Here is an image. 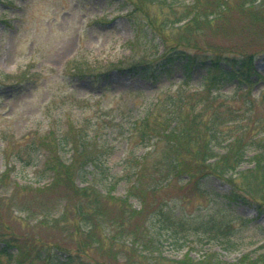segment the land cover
<instances>
[{"label": "rangeland", "instance_id": "1", "mask_svg": "<svg viewBox=\"0 0 264 264\" xmlns=\"http://www.w3.org/2000/svg\"><path fill=\"white\" fill-rule=\"evenodd\" d=\"M177 1L180 2L177 9L183 11L184 2L194 0ZM194 2L196 13L174 25L197 21L190 26H203L202 29L177 32L170 26L165 32L167 40L184 36L192 53L197 48H224L239 55L254 53L255 67L264 75V53H259L264 49V32L254 28L249 14L253 9L244 12L238 7L243 1L233 0L226 5L222 17L207 18V11L215 1ZM128 9L122 0H0V74L11 78L0 86V235L17 238L33 254L45 243L75 247L79 242L89 241L90 229L75 214L76 186L89 185L96 186L92 192L102 193L107 205L104 226L99 224L90 230L98 242H90L86 247L103 264L180 261L187 253L195 260L213 256L215 264H235L243 255L253 258L264 255V216H259L255 208L226 199L224 195L230 192V187L217 178L206 180L204 187L173 181L158 193L147 194L143 205L132 197L129 208L136 213L123 229L113 225L120 223L118 199L129 190L127 181L121 179L115 185L110 182L113 175H120V160L126 148L118 132L120 126L137 118L139 107L157 90L171 89L183 79L181 71L174 73V83L166 79L152 82L117 72L118 67L133 60H152L164 53L158 34L150 32L145 36L141 32L136 38L134 28L136 20H145L152 22L158 31L165 19L159 8L150 6L130 16ZM258 9L264 14V7ZM168 12L169 9L164 11V15L169 16ZM76 65L84 66L83 71L92 74L111 71L105 82L97 84L75 75ZM199 76L198 72L193 75L191 87L199 85ZM262 86H256L254 92L259 93ZM49 134L52 140L46 141L44 138ZM62 135L70 138V146L60 148L62 161L74 168L84 164L75 183V177L65 182L43 172L48 170L47 162L55 164L57 148L50 144ZM80 141L101 149L97 152L103 156L107 182L104 174L96 172L93 163L86 162L75 150ZM143 152L144 149H139L137 155ZM93 199L97 198L92 196L87 202ZM162 201L173 208V215L183 216V222L191 224V219L197 216L212 218L218 226L222 225L221 232L184 229L173 236L163 227L154 237L157 240L154 246L147 245L149 251L140 245L133 246L131 233L140 228L137 234L142 236L145 222L147 226L151 224L153 203ZM109 215L111 218L107 219ZM153 233L149 228L146 235L151 238ZM2 259L4 264H13Z\"/></svg>", "mask_w": 264, "mask_h": 264}, {"label": "trees", "instance_id": "2", "mask_svg": "<svg viewBox=\"0 0 264 264\" xmlns=\"http://www.w3.org/2000/svg\"><path fill=\"white\" fill-rule=\"evenodd\" d=\"M122 1L125 7H129V16L136 14L134 12L138 10L145 11L150 6L159 8L161 17L165 19L158 31H155L152 22L145 20L142 22L136 20L134 28L136 38L141 32L146 33L145 36L150 32L158 34L164 45V53L152 60H133L128 65L118 67L117 72L140 76L152 82L166 79L174 83V73L181 71L183 79L171 89L157 90L150 100L139 107L137 118L124 127L120 126L118 132L121 134V140L126 142V148L120 160L122 166L120 175H113L110 182L115 185L119 181H127L129 190L125 197L118 199L117 221L120 223L114 222L113 225L123 229L125 223L136 213L135 209L129 208V200L132 197L138 199L140 204H144L143 198L147 194L158 193L160 189L176 180L204 187L206 180L217 178L230 187V192L224 195L226 199L255 208L259 216H264V75L255 67V54L239 55L224 48L207 50L197 48V51L192 53L190 51L192 48L184 36L175 41L167 40L168 35L165 32L170 26H174L172 29L177 32L181 30L191 33L193 29H202L203 26L201 28L190 26L191 22L198 23L197 21H187L179 27L174 25L190 19L192 14L196 13L195 0L191 3L184 2L183 11L177 9L180 5L177 0ZM214 1L212 8L207 11V18L212 15L222 17L226 5L233 0ZM242 1L238 7L244 12H252L253 9L254 12L249 14L254 20V28L264 32V14L260 12L262 9H258L264 7V1ZM167 9L170 11L169 16L164 15ZM259 53H264V49ZM83 69L85 71L84 66L73 67L75 75L89 78L97 84L105 82L111 71L106 69L101 73L92 74L84 72ZM196 72L200 75L199 85L191 87L189 82ZM9 79L11 80L8 76L0 74V86L6 85ZM258 85L263 86L259 93H255L254 88ZM112 125L111 122L108 129L111 130ZM68 138L62 135L53 139L50 146L57 148L55 164L47 162L48 170L43 172L51 173L54 178L65 182H71L75 177V183L84 164L74 168L73 165L62 161L59 155L60 148L70 146ZM44 139L51 141L52 137L49 134ZM99 143L100 139L97 144ZM86 145L89 144L80 141L75 150L86 162L89 160V164L93 163L96 172L104 174L103 178L107 182V168L103 165L102 154L97 152L101 149L97 146L96 150ZM71 148L74 150L72 145ZM139 149H144V152L137 155ZM245 164L248 166L243 168ZM45 173H42V178H45ZM95 187L76 186L78 202L75 214L81 218V223L86 225L85 228L90 230L99 224L103 227L107 216L105 210L107 205L103 203L101 191L96 188L101 195L92 192ZM92 196L97 199H93L91 203L87 202ZM99 198L102 201H99ZM150 212L151 224L147 226L145 222V227L140 232L142 236L138 237L137 234L140 228L134 229L131 233L132 245H140L148 251L147 245L154 246L157 241L154 237L159 235L163 227L170 230L173 236H177L184 229L191 231L202 229L206 233L213 231L218 233L222 230V225L218 226L212 218L197 216L191 219L193 221L191 224L183 222V216L173 215V208L169 207L166 201L153 203ZM109 218L110 215L107 219ZM149 228L155 232L151 238L149 234L146 235ZM90 230L87 231L90 234L89 241L79 242L75 247L45 243L41 244L34 254L21 245L17 238L0 235V264H4L2 258L12 261L13 264H103L93 258L86 248L90 242L91 244L98 242ZM120 233L124 234L123 231ZM135 256L137 258V255ZM142 258L148 259L146 256H141ZM156 262L215 264L213 256L195 260L189 253L180 261L169 262L162 259ZM235 264H264V255H258V258L243 255Z\"/></svg>", "mask_w": 264, "mask_h": 264}]
</instances>
